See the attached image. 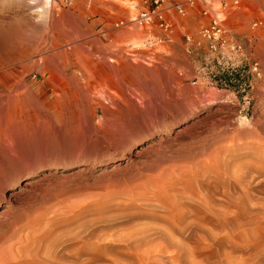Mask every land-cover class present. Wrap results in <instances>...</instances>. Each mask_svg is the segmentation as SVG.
I'll return each mask as SVG.
<instances>
[{"label":"rangeland","instance_id":"374dc122","mask_svg":"<svg viewBox=\"0 0 264 264\" xmlns=\"http://www.w3.org/2000/svg\"><path fill=\"white\" fill-rule=\"evenodd\" d=\"M149 3L0 0V264H264V0L224 65L200 6L171 45L115 26Z\"/></svg>","mask_w":264,"mask_h":264},{"label":"built area","instance_id":"2783aa9c","mask_svg":"<svg viewBox=\"0 0 264 264\" xmlns=\"http://www.w3.org/2000/svg\"><path fill=\"white\" fill-rule=\"evenodd\" d=\"M215 0H180L172 4H164V0H151V4L143 7L137 14L126 21H119L115 26L129 29L145 30V45L153 46L165 40L172 39L174 21L173 12L184 15L189 9L200 6V13L207 18L206 23L199 30V36L204 43L210 58L221 64L227 60L241 59L243 55L242 45L231 34L227 33L223 22L228 11L238 6V0H220L218 8L213 7ZM158 30V33H154ZM185 52H193V40L191 34H185ZM201 41L197 42V45ZM224 65V64H221ZM250 70L258 72V64L253 62Z\"/></svg>","mask_w":264,"mask_h":264},{"label":"bare ground","instance_id":"6f19581e","mask_svg":"<svg viewBox=\"0 0 264 264\" xmlns=\"http://www.w3.org/2000/svg\"><path fill=\"white\" fill-rule=\"evenodd\" d=\"M47 7H46V9L50 6V2L49 1H47V5H46ZM48 10H49V8H48ZM46 11V10H45ZM44 11V12H45ZM46 13V12H45ZM92 114V113H91ZM93 115V114H92ZM91 118V117H90ZM97 133V132H96ZM264 140V139H263ZM263 140H259V141H256V142H254V146L253 147H255V150L253 151L254 152V154H259V151H264V141ZM252 144V143H251ZM153 234H155V232L154 233H152V234H146V235H142V237L139 239V241H141V240H144V241H146L147 239H149V237L150 236H152ZM148 237V238H147ZM150 240V239H149ZM72 262V261H71ZM72 264H78V262H76V261H73L72 262Z\"/></svg>","mask_w":264,"mask_h":264},{"label":"crops","instance_id":"0c3cea01","mask_svg":"<svg viewBox=\"0 0 264 264\" xmlns=\"http://www.w3.org/2000/svg\"><path fill=\"white\" fill-rule=\"evenodd\" d=\"M198 15H191V16H188V18L186 19V20H183L182 21V25L183 26H191V25H193V23L194 22H196V20H198ZM129 20V19H128ZM166 43H169V45H171L172 43H170V42H172V40H166L165 41ZM176 45H172V47H175Z\"/></svg>","mask_w":264,"mask_h":264}]
</instances>
